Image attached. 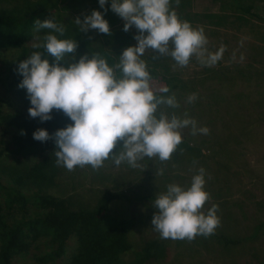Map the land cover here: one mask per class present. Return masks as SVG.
Listing matches in <instances>:
<instances>
[{
  "label": "trees",
  "instance_id": "obj_1",
  "mask_svg": "<svg viewBox=\"0 0 264 264\" xmlns=\"http://www.w3.org/2000/svg\"><path fill=\"white\" fill-rule=\"evenodd\" d=\"M219 1L222 8L228 3L233 11L250 12L254 0H250L249 4H245L248 0ZM111 2L112 0H107L104 8H101L99 0H0V58L7 59L6 52L14 49L17 51L8 62L7 77L10 79L9 86L16 89L23 101V108L12 112H4L0 102V122L16 130L13 134V147L7 146L6 152L20 161L40 156L14 178V186H2L0 181V194L6 196L5 201H0V264H13L16 256L28 253L32 245L43 241H48L51 250L46 256H40L38 259L44 263L56 261L67 254V242L72 239L76 241L75 250L67 254L66 264H154L161 260L168 246L173 243L179 247L175 260L183 255L188 246H200L208 252L234 261L247 254H257L262 250L259 242L264 235V200L257 203L260 213L257 220L247 224L243 231L239 229L233 214L227 213L222 200L216 201L213 205L218 206L216 215L220 224L214 234L207 237L198 235L194 240L188 241L162 239L157 235L135 238L140 224L149 223L158 211L154 207V201L161 193L166 192L169 185L167 181L159 182L158 177H150L152 187L147 193L131 194L106 187L94 191L93 195L96 194L97 198H87L86 203L75 199L73 194L61 195L51 190L52 187L63 185L61 173L64 166L56 162L57 148L54 138L41 142L33 138V133L44 129L52 137L57 130L74 122L62 110L56 109L52 110V119L48 121L42 122L39 117H30L28 109L32 105L27 90L18 86L23 80L22 74L17 71L18 65L34 52H41V59H47L50 64L55 62V58L43 48L31 45L37 39L40 40L39 44L43 43V36L51 32L48 29L37 30L34 27L37 19L41 22L52 19L64 26L63 36L59 33L51 34L56 35L58 39L77 42L73 54L77 62L86 54L91 57L99 53L109 65L118 63L122 50L131 46V36L128 31H124L125 21L111 10ZM93 10L103 14L110 27V36L94 29L79 31L75 19L79 17L83 21ZM200 29H203L206 35L204 28ZM209 33L213 36L219 35L217 30ZM259 38L264 41V32ZM101 41L104 47L100 45ZM153 56L158 58L153 59ZM153 56L146 64L153 77L152 87L158 89L160 86H167L170 91L164 93L165 96L178 92L191 94L197 91L200 85L204 86L210 77L219 76L222 80L227 78L221 72L224 68L221 60L217 61L221 69L208 67V75L184 78L174 71L170 58ZM71 58V54H68L65 60L70 61ZM61 64L63 65V62ZM236 70L243 75L249 74L247 69ZM120 75L121 73L117 72V76ZM243 77L252 80L250 75ZM159 111L169 117L175 114L181 119L180 108L173 109L161 105ZM22 132L24 134H21ZM181 135L184 133L181 132ZM197 154L198 149L182 136V143L172 157L180 164H188ZM31 205L37 209H33Z\"/></svg>",
  "mask_w": 264,
  "mask_h": 264
},
{
  "label": "clouds",
  "instance_id": "obj_2",
  "mask_svg": "<svg viewBox=\"0 0 264 264\" xmlns=\"http://www.w3.org/2000/svg\"><path fill=\"white\" fill-rule=\"evenodd\" d=\"M179 2L176 0L177 5ZM106 3L107 0H99L101 8ZM110 7L125 21V32L133 25L138 29L134 37L137 44L124 49L115 65L109 66L99 53L91 57L86 54L77 62L73 55L77 42L51 34L63 36L65 31L63 25L52 19L35 20L37 30H51L43 36V43L35 47L43 48L55 62L50 64L41 59V52H34L18 65L17 71L23 76L18 86L27 90L32 105L28 109L30 117L48 121L56 109L74 122L57 130L52 137L44 129L33 133V138L41 142L54 138L56 162L69 171L89 165L96 170L108 159L116 166L126 162L133 168L140 167L138 162L145 157H158L165 162L182 143L180 129L191 126L193 135L209 133L207 127L197 128L191 118L180 119L175 114L169 117L159 111L161 105L176 109L180 104L174 94L163 95L170 91L167 86L153 89V77L141 57L151 50L158 56L170 55L178 66L184 67L195 55L202 65L210 67L221 59L223 49L208 52L203 29H193L189 22L180 21L176 12L170 10V0H112ZM75 24L81 32L94 29L111 35L100 11L93 10L83 21L77 17ZM68 54L72 57L70 61L65 60ZM117 70L121 73L119 77ZM196 99L197 94L193 93L187 102ZM118 141L123 142L122 147L114 152ZM159 174L163 175V169ZM204 185L201 168L190 187L169 184L166 192L155 199L158 211L151 223L162 239L191 241L198 235L214 234L220 224L216 215L218 206L213 205L207 214L203 213L209 199Z\"/></svg>",
  "mask_w": 264,
  "mask_h": 264
},
{
  "label": "rangeland",
  "instance_id": "obj_3",
  "mask_svg": "<svg viewBox=\"0 0 264 264\" xmlns=\"http://www.w3.org/2000/svg\"><path fill=\"white\" fill-rule=\"evenodd\" d=\"M181 3L180 20L188 22V15L184 11L186 0ZM201 22H204V19H201ZM242 30L226 31L207 38L208 52L216 53L223 49L220 60L224 67L221 72L227 77L225 80L220 79L219 76L208 78L204 86L200 85L198 90L193 92L197 94V99L192 103H188L187 99L193 93L175 94L182 112L181 119L191 118L196 121L197 128L209 129L207 135L199 132L193 135L191 126L179 130L184 133L182 136L190 140L198 149L196 158L188 164H180L173 157L165 162H161L158 157H145L138 162L141 166L136 168L126 162L116 166L111 159L104 161L103 166L96 170L90 165L83 168L77 166L73 171L63 167L61 177L64 183L65 181L67 183L52 187L51 190L61 195L73 194L75 199L85 202L87 198L96 199V194L93 195L94 191L106 187L131 194L147 193L152 187L150 177H158L161 183L167 181L169 184L187 189L191 185L193 176L199 174V169L203 168L204 190L209 194V199L202 209L203 213L206 214L216 201L222 200L227 213L231 212L236 218L239 229L243 231L247 224L255 222L260 214L257 203L264 200V48H262L264 46L254 42L244 33L245 30ZM128 33L131 36L130 45L135 46L137 40L134 37L138 34V29L133 25ZM39 43L40 40L37 39L31 45L35 46ZM102 43L101 41L100 45H103ZM16 54L17 51L14 49L5 53L7 59L0 58V102L4 112L23 108L22 99L16 89L9 86L10 79L7 77L8 62ZM153 55L158 54L148 50L141 59L147 64ZM160 57L170 58L174 71L181 77L208 75L206 68L209 66L202 65L195 55L184 67L178 66L170 55ZM113 65L112 63L109 66ZM219 66L216 63L210 67L221 69ZM241 68L248 70L249 74L244 75H250L252 80L243 77L244 75L236 70ZM14 133H16L15 128L0 122L2 186H14V178L40 158V156L29 157L20 161L7 155L6 147L9 145L13 147ZM122 144V141H118L113 151H118ZM161 169L163 175L159 174ZM5 198L6 196L1 193L0 201H5ZM31 207L36 208L33 205ZM152 219L147 224H140L135 238L160 236L152 226ZM226 222L229 223L228 220ZM75 242V239L67 242V254L75 250ZM259 246L262 250L257 254H247L237 261L231 258L225 259L200 246H188L183 255L175 260L179 247L173 243L168 246L161 260L154 264H264V235ZM50 250L48 241L34 244L28 253L16 256L13 264H66L67 254L48 263L38 259L40 256H46Z\"/></svg>",
  "mask_w": 264,
  "mask_h": 264
},
{
  "label": "crops",
  "instance_id": "obj_4",
  "mask_svg": "<svg viewBox=\"0 0 264 264\" xmlns=\"http://www.w3.org/2000/svg\"><path fill=\"white\" fill-rule=\"evenodd\" d=\"M249 3L250 0L245 1V4ZM252 4L250 12H242L240 10L233 11L228 3H225L226 7L222 8L219 0H186L187 7L184 6V11L188 15V22L194 29L204 28L206 38H210L209 32L212 30H217L219 31L218 34H223L226 31L244 29V33L249 35L254 42L264 46V41L258 39L260 34L264 32V0H254ZM181 5V1L179 5L174 0L173 2L170 1V10L176 12L179 20ZM201 19H204V22H201ZM256 47L258 46L256 45Z\"/></svg>",
  "mask_w": 264,
  "mask_h": 264
}]
</instances>
